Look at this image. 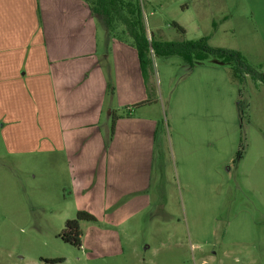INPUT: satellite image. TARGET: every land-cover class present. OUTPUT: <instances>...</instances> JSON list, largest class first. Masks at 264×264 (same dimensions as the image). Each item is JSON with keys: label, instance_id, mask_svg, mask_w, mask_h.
I'll return each instance as SVG.
<instances>
[{"label": "crops", "instance_id": "obj_1", "mask_svg": "<svg viewBox=\"0 0 264 264\" xmlns=\"http://www.w3.org/2000/svg\"><path fill=\"white\" fill-rule=\"evenodd\" d=\"M257 2L252 14L264 44V0ZM196 4L202 29L215 25L212 12L226 8V0ZM97 28L84 0H0V141L5 151L49 157L63 176L64 198H75L95 217L80 221L81 246L90 252L128 254L137 264H264V101L256 114L257 107L250 111L246 146L237 155L238 77L224 62L197 64L195 112L201 91L211 116L194 119L195 125L197 120L219 124L225 117L231 129L220 136L197 134L196 128L191 136H172L184 185L197 189V182L208 181L221 203L230 191L241 200L231 203L238 206L231 216H212L206 229L172 230L163 227L168 220L158 219L160 227L149 230L154 216H145L141 225L136 215L154 197L158 117L144 104L147 87L136 48L107 30L99 47ZM137 102L143 103L133 108ZM205 137H214L217 148L197 155ZM225 163L230 164L226 170H234V181L222 169ZM103 204L109 205V216Z\"/></svg>", "mask_w": 264, "mask_h": 264}, {"label": "rangeland", "instance_id": "obj_2", "mask_svg": "<svg viewBox=\"0 0 264 264\" xmlns=\"http://www.w3.org/2000/svg\"><path fill=\"white\" fill-rule=\"evenodd\" d=\"M139 2L147 33L151 37L169 41H196L204 37L210 46L240 49L247 62L264 73V44L260 42L261 35L256 30L252 14L257 0H226L223 12H212L215 25L209 23L204 29L198 28L200 14L197 12L196 0ZM92 15L98 25L97 42L100 47L103 44L102 32L107 29L100 15ZM171 21L184 23L185 32L180 33ZM151 59L146 84L147 100L144 104H148L151 113L159 121L156 153L151 168L150 191L154 197L151 204H145L136 216H140L141 225L145 216H154L156 220L147 226L149 230L160 227L158 219L168 220L163 227L172 230L188 231L197 227L206 229L212 216L220 219L231 216L232 211L238 207L231 203L235 204L241 198L235 199L230 191L224 203H221L222 199L215 198V189L210 187L208 181L197 182V189L187 188L183 181L184 170L173 150L172 136L175 133L191 136L194 128L197 129V134H228L231 124L225 117L219 124L197 120L196 126L194 122V119L211 116L205 105L206 99H201L205 96L201 91L198 95L200 109L196 107L195 112V67L200 62L215 64L223 61L215 55L206 54L203 59L189 62L179 53L159 52H152ZM224 63L233 66L231 61ZM234 81L239 88L235 103L240 130L237 149L241 151L246 146L250 111L254 112L255 106L256 114L264 101V83L248 75L242 80L237 78ZM219 95L222 94L217 93ZM138 103L140 102L131 106L135 108L141 104ZM119 112L125 114L126 110L120 108ZM214 141V137H205L202 147L197 149V155L217 148ZM227 165L230 164H223L222 169L228 179L234 181V170L232 173L226 170ZM57 169L51 166L48 156L39 158L29 154H8L0 141V264H137L135 261L130 262L128 254L112 250L90 252L83 246L76 247L64 242L58 236L66 219L74 217L78 210L86 209L80 208L75 198H64L67 194H63L59 182L63 176ZM200 172L201 167L197 165V175ZM108 206L102 205L104 216H109ZM158 216L161 217L157 218ZM224 224V221L220 222L221 227ZM49 255H63L64 258L50 263L46 261L50 258Z\"/></svg>", "mask_w": 264, "mask_h": 264}, {"label": "trees", "instance_id": "obj_3", "mask_svg": "<svg viewBox=\"0 0 264 264\" xmlns=\"http://www.w3.org/2000/svg\"><path fill=\"white\" fill-rule=\"evenodd\" d=\"M84 1L88 4L92 13L98 14L102 17L108 32L119 39L129 42L136 48L145 85L147 84L149 70L151 68L152 52L168 54L179 53L189 62H192L195 59H203L206 54H212L219 57L223 62L231 61L233 63L234 73L239 79H243V77L248 74L253 79H259L264 83V73L251 66L242 53L236 49L210 46L206 43L204 37L196 41L185 39L169 41L158 40L152 37L151 46L153 51L151 52L149 50L147 29L139 0ZM171 24L176 27L180 33L183 34L185 32V28L178 22L171 21ZM115 119L116 116L112 115V129L114 127ZM238 154H240V149L237 152V155ZM94 219L95 217L92 213L86 210H78L74 217L65 220L64 228L58 236L64 242L80 247L82 235L80 221ZM46 261L53 263L62 261V258L50 257Z\"/></svg>", "mask_w": 264, "mask_h": 264}, {"label": "built area", "instance_id": "obj_4", "mask_svg": "<svg viewBox=\"0 0 264 264\" xmlns=\"http://www.w3.org/2000/svg\"><path fill=\"white\" fill-rule=\"evenodd\" d=\"M151 34L147 33V40H148V43H149V50L152 52L153 49H152V46H151Z\"/></svg>", "mask_w": 264, "mask_h": 264}]
</instances>
